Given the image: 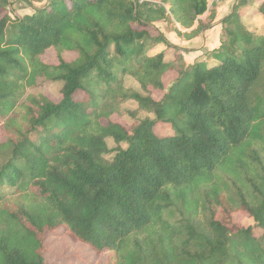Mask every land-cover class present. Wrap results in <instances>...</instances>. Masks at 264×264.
<instances>
[{"label": "trees", "instance_id": "16d2710c", "mask_svg": "<svg viewBox=\"0 0 264 264\" xmlns=\"http://www.w3.org/2000/svg\"><path fill=\"white\" fill-rule=\"evenodd\" d=\"M207 1L46 0L11 17L0 0V264H46L58 227L109 264H264V37L240 12L251 0L221 20L216 62L187 66L154 25L210 27ZM50 48L56 64L41 59ZM39 77L62 82L58 102L22 98ZM129 100L154 118L113 121ZM220 211L246 212L258 233Z\"/></svg>", "mask_w": 264, "mask_h": 264}, {"label": "rangeland", "instance_id": "374dc122", "mask_svg": "<svg viewBox=\"0 0 264 264\" xmlns=\"http://www.w3.org/2000/svg\"><path fill=\"white\" fill-rule=\"evenodd\" d=\"M45 3L46 0H14L8 5L7 13H9L11 17L25 15L26 13H32L34 11L33 8L39 7ZM259 35L264 37V31ZM165 54L167 55V53ZM64 57L67 60L72 59L75 57V53L67 52L64 54ZM41 59L48 64L58 63L56 51L53 48L47 49L44 54L41 55ZM175 76V71H170L163 76L165 89L170 86ZM35 82L34 85L26 87L22 98H25L27 95H44L53 102H58L61 99V81H43V79L39 77ZM123 85L141 92L138 83L130 76H123ZM164 91L153 90L151 95L153 99H159ZM82 95V93H79L78 96ZM145 117L154 118V115L138 109L137 103L133 100H129L121 103L120 113L112 115L111 119L123 124L129 129ZM154 131L156 134L162 135L172 133L173 129L170 125L156 123ZM2 139L3 135L0 118V140ZM107 145L111 150L116 146L111 138L107 139ZM124 146L125 144H123V147ZM218 216L230 224L243 227L251 226L254 228L255 233H258L253 218L244 211H236L230 215L223 214V212L220 211ZM45 245L44 256L46 264H109L110 261L109 251L96 254L88 245L72 241L64 234L62 227H58L56 230L47 233L45 237Z\"/></svg>", "mask_w": 264, "mask_h": 264}, {"label": "crops", "instance_id": "0c3cea01", "mask_svg": "<svg viewBox=\"0 0 264 264\" xmlns=\"http://www.w3.org/2000/svg\"><path fill=\"white\" fill-rule=\"evenodd\" d=\"M238 3L239 0H208L207 10L198 18L204 20L213 12L212 25L199 31L195 30L197 21L191 27L185 28L177 23L171 15L165 20L155 21L154 25L170 43L180 49L187 66L201 61L216 62L214 53L221 44V20L229 15ZM259 3L260 0H251L240 8L242 23L257 34L264 31V17L258 11ZM156 50H164L167 53V58L171 57V51L167 50L163 44H158Z\"/></svg>", "mask_w": 264, "mask_h": 264}, {"label": "built area", "instance_id": "2783aa9c", "mask_svg": "<svg viewBox=\"0 0 264 264\" xmlns=\"http://www.w3.org/2000/svg\"><path fill=\"white\" fill-rule=\"evenodd\" d=\"M6 1H8L9 3H11V2L14 1V0H6Z\"/></svg>", "mask_w": 264, "mask_h": 264}]
</instances>
